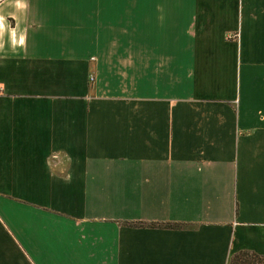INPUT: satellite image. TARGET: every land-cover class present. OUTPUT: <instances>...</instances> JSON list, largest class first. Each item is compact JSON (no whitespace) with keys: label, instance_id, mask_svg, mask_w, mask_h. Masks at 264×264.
<instances>
[{"label":"crops","instance_id":"0c3cea01","mask_svg":"<svg viewBox=\"0 0 264 264\" xmlns=\"http://www.w3.org/2000/svg\"><path fill=\"white\" fill-rule=\"evenodd\" d=\"M264 257V0L0 1V264Z\"/></svg>","mask_w":264,"mask_h":264},{"label":"trees","instance_id":"16d2710c","mask_svg":"<svg viewBox=\"0 0 264 264\" xmlns=\"http://www.w3.org/2000/svg\"><path fill=\"white\" fill-rule=\"evenodd\" d=\"M228 264H264V257L242 251L233 254L228 260Z\"/></svg>","mask_w":264,"mask_h":264},{"label":"rangeland","instance_id":"374dc122","mask_svg":"<svg viewBox=\"0 0 264 264\" xmlns=\"http://www.w3.org/2000/svg\"><path fill=\"white\" fill-rule=\"evenodd\" d=\"M1 1V0H0Z\"/></svg>","mask_w":264,"mask_h":264}]
</instances>
